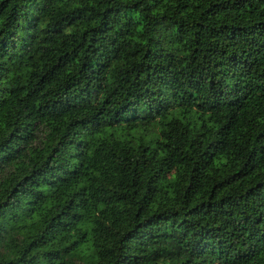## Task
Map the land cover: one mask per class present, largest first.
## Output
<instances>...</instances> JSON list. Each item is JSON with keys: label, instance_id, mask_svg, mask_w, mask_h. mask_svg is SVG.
<instances>
[{"label": "trees", "instance_id": "obj_1", "mask_svg": "<svg viewBox=\"0 0 264 264\" xmlns=\"http://www.w3.org/2000/svg\"><path fill=\"white\" fill-rule=\"evenodd\" d=\"M0 264H264V0H0Z\"/></svg>", "mask_w": 264, "mask_h": 264}, {"label": "rangeland", "instance_id": "obj_2", "mask_svg": "<svg viewBox=\"0 0 264 264\" xmlns=\"http://www.w3.org/2000/svg\"><path fill=\"white\" fill-rule=\"evenodd\" d=\"M15 71L17 72H23V70L20 68V66H16L15 68ZM39 126H42V123L41 122H36V124H35V127L36 128H38ZM45 126H47V127H50L51 125H50V121L49 122H45ZM42 128H43V126H42ZM43 130H45V129H43ZM41 135H43L44 134V132H39Z\"/></svg>", "mask_w": 264, "mask_h": 264}]
</instances>
